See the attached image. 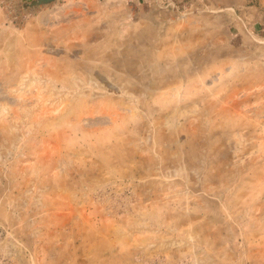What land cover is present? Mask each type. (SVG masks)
<instances>
[{"label": "rangeland", "instance_id": "obj_1", "mask_svg": "<svg viewBox=\"0 0 264 264\" xmlns=\"http://www.w3.org/2000/svg\"><path fill=\"white\" fill-rule=\"evenodd\" d=\"M16 2L0 264H264V0Z\"/></svg>", "mask_w": 264, "mask_h": 264}, {"label": "water", "instance_id": "obj_2", "mask_svg": "<svg viewBox=\"0 0 264 264\" xmlns=\"http://www.w3.org/2000/svg\"><path fill=\"white\" fill-rule=\"evenodd\" d=\"M56 0H17L14 5L15 16L37 12L42 8L50 7Z\"/></svg>", "mask_w": 264, "mask_h": 264}, {"label": "crops", "instance_id": "obj_3", "mask_svg": "<svg viewBox=\"0 0 264 264\" xmlns=\"http://www.w3.org/2000/svg\"><path fill=\"white\" fill-rule=\"evenodd\" d=\"M250 8L253 9L252 7H250ZM251 9H250V10H251Z\"/></svg>", "mask_w": 264, "mask_h": 264}]
</instances>
